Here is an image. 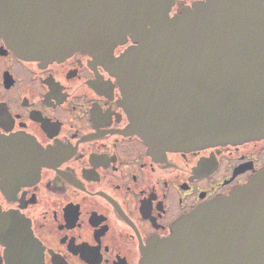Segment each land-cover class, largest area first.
<instances>
[{"label": "water", "instance_id": "water-1", "mask_svg": "<svg viewBox=\"0 0 264 264\" xmlns=\"http://www.w3.org/2000/svg\"><path fill=\"white\" fill-rule=\"evenodd\" d=\"M174 4L23 0L22 14L0 0V35L23 59L82 51L103 62L151 153L264 139V0H194L169 15ZM21 231L22 214L0 211L12 264L21 263ZM141 264H264V167L152 240Z\"/></svg>", "mask_w": 264, "mask_h": 264}, {"label": "flooded vegetation", "instance_id": "flooded-vegetation-1", "mask_svg": "<svg viewBox=\"0 0 264 264\" xmlns=\"http://www.w3.org/2000/svg\"><path fill=\"white\" fill-rule=\"evenodd\" d=\"M120 99L89 54L27 60L0 35V211L23 215L20 264H141L152 240L264 167V139L151 153ZM7 254L0 242V264Z\"/></svg>", "mask_w": 264, "mask_h": 264}, {"label": "rangeland", "instance_id": "rangeland-1", "mask_svg": "<svg viewBox=\"0 0 264 264\" xmlns=\"http://www.w3.org/2000/svg\"><path fill=\"white\" fill-rule=\"evenodd\" d=\"M179 1V3H182V0H178ZM187 2L186 3H189V2H191L192 0H186Z\"/></svg>", "mask_w": 264, "mask_h": 264}]
</instances>
